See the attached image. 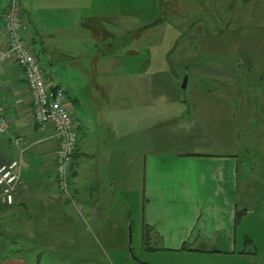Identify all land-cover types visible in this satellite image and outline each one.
<instances>
[{"label":"rangeland","instance_id":"374dc122","mask_svg":"<svg viewBox=\"0 0 264 264\" xmlns=\"http://www.w3.org/2000/svg\"><path fill=\"white\" fill-rule=\"evenodd\" d=\"M46 2L61 4L57 16L39 10ZM20 9L28 48L84 127L77 131L76 171L86 174L96 163L85 143L96 142L105 155L113 144L125 150L127 176L116 180L111 212L128 226L125 232L112 227L122 238L102 244L103 258L89 263L242 264L236 254L188 258L142 242L144 161L159 152L237 155L236 252L263 255L264 95L261 87L224 80L214 0H21ZM8 161L0 156V165ZM6 207L0 203V220L8 218ZM40 261L65 263L48 253Z\"/></svg>","mask_w":264,"mask_h":264},{"label":"crops","instance_id":"0c3cea01","mask_svg":"<svg viewBox=\"0 0 264 264\" xmlns=\"http://www.w3.org/2000/svg\"><path fill=\"white\" fill-rule=\"evenodd\" d=\"M60 5L46 2L39 10L43 15L57 16ZM3 12L2 7L0 47L5 44ZM31 33L35 43L39 32L35 28ZM40 52L45 51L42 48ZM48 67L53 69L50 63ZM44 79L49 90L62 89L52 76ZM0 101L10 124L8 133L0 135V156L19 162L24 182L16 190L12 205L6 207L8 218L0 220L5 228L0 232V264H91L89 260L103 258L106 250L102 244L116 242L121 235H115L114 230L125 232L128 226L120 217L113 219L111 212L116 180L118 183L127 176L124 148L113 144L105 155L96 142L85 143V155L96 163L79 175L77 139L68 191L60 194L53 182L57 139L53 133L40 135L32 123L26 82L15 62L0 64ZM76 121L79 131L83 125L78 118ZM85 123L93 130L89 122ZM18 136L24 143L16 146L13 138ZM238 181V161L231 155L148 154L144 161L142 242L156 244L157 249L152 250L188 258L235 252ZM183 246L186 249L181 250ZM45 253L65 263L41 262Z\"/></svg>","mask_w":264,"mask_h":264},{"label":"built area","instance_id":"2783aa9c","mask_svg":"<svg viewBox=\"0 0 264 264\" xmlns=\"http://www.w3.org/2000/svg\"><path fill=\"white\" fill-rule=\"evenodd\" d=\"M2 7L5 44L0 47V64L15 62L26 82L32 105V123L40 135L53 133L57 139L53 155V182L60 194H66L77 141L76 117L65 107L67 98L63 90H49L45 85L42 70L25 41L19 0H0ZM9 129L10 124L0 101V135L8 133ZM13 143L19 146L24 140L14 137ZM23 184L18 161L11 160L0 165L1 204L12 205L16 190Z\"/></svg>","mask_w":264,"mask_h":264},{"label":"flooded vegetation","instance_id":"af4514ba","mask_svg":"<svg viewBox=\"0 0 264 264\" xmlns=\"http://www.w3.org/2000/svg\"><path fill=\"white\" fill-rule=\"evenodd\" d=\"M214 5L219 10V52L227 76L224 80L237 87L241 83L261 87L264 95V0H214ZM226 90L232 92L233 88L226 85ZM234 157L239 160L237 155ZM234 254L242 264H264V253L256 256L235 251L228 255Z\"/></svg>","mask_w":264,"mask_h":264},{"label":"water","instance_id":"95a60500","mask_svg":"<svg viewBox=\"0 0 264 264\" xmlns=\"http://www.w3.org/2000/svg\"><path fill=\"white\" fill-rule=\"evenodd\" d=\"M186 79H187V76L184 75L182 86H181V89H180V94H183V92H184V88H185V85H186Z\"/></svg>","mask_w":264,"mask_h":264},{"label":"trees","instance_id":"16d2710c","mask_svg":"<svg viewBox=\"0 0 264 264\" xmlns=\"http://www.w3.org/2000/svg\"><path fill=\"white\" fill-rule=\"evenodd\" d=\"M19 3H20V2H19ZM42 73H43V72H42ZM30 103H31V102H30ZM31 108H32V105H31ZM34 126H35V125H34ZM76 143H77V141H76ZM75 151H76V147H75ZM75 151H74V154H73V160H74V157H75V154H76ZM184 249H186L185 246H183V247L181 248V250H184Z\"/></svg>","mask_w":264,"mask_h":264}]
</instances>
